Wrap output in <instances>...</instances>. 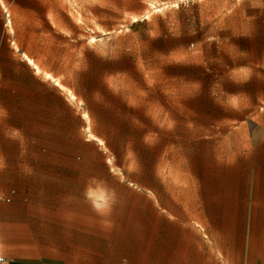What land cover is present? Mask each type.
Wrapping results in <instances>:
<instances>
[{"label": "rangeland", "instance_id": "rangeland-1", "mask_svg": "<svg viewBox=\"0 0 264 264\" xmlns=\"http://www.w3.org/2000/svg\"><path fill=\"white\" fill-rule=\"evenodd\" d=\"M0 4L12 30L41 38L68 100L36 131L0 133L9 264L146 253L153 204L210 213L231 264L243 248L264 264V15L243 0Z\"/></svg>", "mask_w": 264, "mask_h": 264}, {"label": "crops", "instance_id": "crops-1", "mask_svg": "<svg viewBox=\"0 0 264 264\" xmlns=\"http://www.w3.org/2000/svg\"><path fill=\"white\" fill-rule=\"evenodd\" d=\"M243 14L264 15V0H243ZM40 39L34 30H12L0 12V133H25L27 126L36 131L43 114H51L60 98L68 103L52 89L56 83L49 77L55 73L37 50ZM183 209L151 205L145 216L146 253L105 255L103 264H231L235 251L231 239L219 235L216 218L196 206ZM242 251L240 264H251L250 252Z\"/></svg>", "mask_w": 264, "mask_h": 264}, {"label": "built area", "instance_id": "built-area-1", "mask_svg": "<svg viewBox=\"0 0 264 264\" xmlns=\"http://www.w3.org/2000/svg\"><path fill=\"white\" fill-rule=\"evenodd\" d=\"M0 264H7V260L5 256H3L1 253H0Z\"/></svg>", "mask_w": 264, "mask_h": 264}]
</instances>
